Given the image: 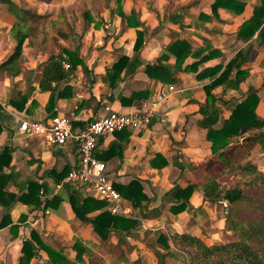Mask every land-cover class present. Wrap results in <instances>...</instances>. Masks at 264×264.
Instances as JSON below:
<instances>
[{"label":"crops","instance_id":"obj_1","mask_svg":"<svg viewBox=\"0 0 264 264\" xmlns=\"http://www.w3.org/2000/svg\"><path fill=\"white\" fill-rule=\"evenodd\" d=\"M13 1L30 22L31 17L25 10L31 0ZM240 1L246 4L242 14L220 8L215 17L212 12L215 0H121V3L101 0L95 6V16L89 8L71 29L83 38L85 45H73L69 51L84 64L77 65L62 82L52 83V90L48 91L42 89L43 70L51 56L42 62V67L38 66L39 50L31 55L30 39L34 36L24 44L23 60L21 57L14 65L1 67L12 56L18 42L12 34L16 18L9 5L0 1V155L6 149L11 150V164L4 169L5 175L10 176L6 191L20 199L29 193L30 184L35 183L40 186L41 201L34 208L18 199L9 211L0 204V222L10 215L12 223L0 230V264H20L24 242L31 239L33 232L48 248L75 264H158L156 252L172 253L166 258V264H187L186 256L177 252L171 240H168V250L158 241L169 230L200 237L207 245L231 242L233 233L226 229L227 212L222 213V203L210 202L203 192L208 176L221 168L222 162L212 157L208 130L200 125L203 120L200 106L207 103L205 87L224 69L214 77L211 71L225 67L239 51L250 48L248 61L242 66L249 73L246 81L237 90L222 85L212 93L223 111L219 127L229 118L231 109L248 97L250 88L258 91L261 102L257 113L264 119V42L258 41V34L249 42L238 39L239 28L251 19L262 0ZM36 6L41 8L38 3ZM121 13L127 18L134 13L140 27H129ZM201 14L211 19H203ZM54 20L46 27H60L65 20V23L70 21L58 17ZM138 31H143L145 38L134 59ZM59 35L65 39L70 37L66 32ZM178 40L190 43L195 53L181 70H176V57L168 51ZM124 56L134 62L113 87L107 73ZM160 63L171 68L174 82L163 83L149 77L146 67ZM187 66L193 69L185 71ZM133 95L138 96L133 104L123 103L122 99L128 100ZM53 96L55 103L49 109ZM23 98L27 99L25 104ZM143 105H154L147 128L123 130L103 138L96 150V157L106 164L114 186L138 182L147 197L143 208H134L123 197L131 210L127 218L139 224L130 232L113 230L103 240L91 223L77 216L72 206L73 193L80 205L88 196L67 183L68 173L79 163L76 145L62 149L50 147L41 137L20 131L19 121L51 122L57 117H67L74 127L84 128L109 111L124 113ZM247 132H242V142L249 138L250 135H245ZM191 185L196 189L189 205L180 210L183 200L169 193L175 186L186 189ZM105 210L95 211L88 217ZM224 237L228 241L224 242ZM78 240L87 249L83 263L76 261L78 252L74 246ZM30 264L53 263L49 254L39 248Z\"/></svg>","mask_w":264,"mask_h":264},{"label":"trees","instance_id":"obj_2","mask_svg":"<svg viewBox=\"0 0 264 264\" xmlns=\"http://www.w3.org/2000/svg\"><path fill=\"white\" fill-rule=\"evenodd\" d=\"M0 1L9 5L11 13L16 18L12 34L18 42L12 56L1 65L4 68L14 65L22 57L24 44L29 37L34 36L35 28L23 16V9L16 7L13 0ZM119 3H121V0H119ZM245 6L246 4L240 0H215L212 5V12L215 17H218V10L224 8L240 15L245 10ZM121 16L123 20L128 21L129 27H140V23L135 21L136 15L134 13L128 18L123 13H121ZM200 17L211 19L205 14H201ZM137 33L138 38L134 48V59L138 57L145 38L143 31H138ZM256 34H258V41L264 42V0H262L261 5L255 7L254 15L251 19L239 28L238 39L249 42ZM168 51L176 57V70H181L186 60L192 54L195 55L192 45L184 40H178L169 46ZM249 54L250 48L243 49L225 67H217L211 71V75L214 77L224 69L210 85L205 87L207 103L200 106V112L203 115L200 125L208 130V140L212 143V157L222 162V167L213 170L205 181L203 185L204 196L212 203H229L226 211V229L233 233L235 239L225 244L207 245L200 237L180 234L174 230H169L168 235H161L158 240L160 244L168 250L170 249L168 240H171L177 252L186 256L187 264H264V170H261L258 164L251 159L253 149L256 147L264 148V119L257 113L261 99L258 91L250 88L251 93L248 97L231 109V115L225 120L223 126L219 127L223 111L217 105L218 99L212 93L213 90L222 85H225L227 89H239L240 85L249 77V73L242 69L243 64L248 61ZM134 59L124 56L108 71L107 79L111 86H116L121 79V74L126 68L131 66ZM67 63L71 66L69 70L64 67ZM80 63L84 64L76 54L71 53L69 50H63L61 54L51 56L43 70L42 89L45 91L52 90V83L58 84L67 79L73 69ZM191 69L193 67L187 66L184 70L190 71ZM146 72L150 78L163 83L175 81L171 68L162 63L159 65H148ZM137 97L133 95L128 100H122L123 103L131 105ZM26 101L27 99L23 98V104ZM54 103L55 98L53 96L48 108L51 109ZM23 106L20 108H23ZM1 130L0 126V133ZM248 130H253L254 134L250 135L245 142H242V132ZM0 162V172L2 173L0 175V204L9 211L19 199L16 194L6 191L10 176L5 175L4 169L11 164L10 149H6L0 155ZM240 177L242 179L241 183L228 188L225 187L226 182L222 181L223 178H226L224 180H230ZM115 188L122 197L132 202L134 208L144 207L143 202L147 201V197L143 193V187L140 183L133 182L129 186L115 185ZM195 189L196 186L194 185L188 186L186 189L175 186L169 194L175 196L178 200H183L180 210H184L189 205V199ZM247 189L261 191L262 197L254 194L248 195ZM39 190L40 186L31 183L29 193L20 197L19 200L25 204L33 205L34 208H38L41 205L38 196ZM71 202L77 216L81 220L91 223L95 232L103 240H106L113 230L130 232L139 224L135 219L114 216L107 210L93 218L88 217L89 214L106 208L105 201L90 196L85 197L83 204L80 205L76 193H73ZM245 203H250L253 211L259 214L256 219H251L241 211ZM21 221H24V217L21 218ZM246 223L248 225H245ZM10 224H12L10 215H7L0 222V230ZM16 227L17 225L12 226V229ZM74 247L78 252L76 261L83 263V256L87 249L79 240ZM39 248L49 254L53 264L76 263L62 253L48 248L39 235L33 232L31 239L24 242L23 257L20 264H30L31 260L37 256ZM169 255H172V253L156 252L158 264H166L165 260Z\"/></svg>","mask_w":264,"mask_h":264},{"label":"built area","instance_id":"obj_3","mask_svg":"<svg viewBox=\"0 0 264 264\" xmlns=\"http://www.w3.org/2000/svg\"><path fill=\"white\" fill-rule=\"evenodd\" d=\"M65 67L69 69L71 66L67 63ZM153 106L143 105L124 113L109 111L84 128L74 127L67 117H57L51 122L19 121L20 131L41 137L50 147L62 149L75 144L79 163L69 172L67 183L77 190H83L90 197L105 201L106 210L112 215L127 218L131 215V210L110 180L106 164L96 157V150L103 138L123 130L147 128L153 117Z\"/></svg>","mask_w":264,"mask_h":264},{"label":"rangeland","instance_id":"obj_4","mask_svg":"<svg viewBox=\"0 0 264 264\" xmlns=\"http://www.w3.org/2000/svg\"><path fill=\"white\" fill-rule=\"evenodd\" d=\"M104 1V0H103ZM33 2V3H30ZM28 4H26V10L27 14L30 15L31 21L30 25L35 28V34L34 37L30 40V47L32 48L31 55H34L33 51L39 50L37 53L36 58L38 57V66L42 67L44 63L43 61L48 59L50 56L62 52L63 50H72L73 45L81 46L85 45V41L83 43V38L80 36H76L73 32H71L73 26H75V23H79L80 19L85 17L86 10L90 8L91 15H96V8L95 6L98 5L101 0H31ZM41 5L39 8L36 6V3ZM35 3V4H34ZM94 3H97L94 5ZM53 5L50 6L49 5ZM16 7H19L18 3H15ZM31 9V10H28ZM58 17L59 19L67 18L70 19V21H67L65 23L62 22V25L60 27H56L53 25L51 29L49 27H46V25L56 22L54 19ZM41 32L43 35L41 36ZM66 32L67 35L70 34V37L68 39H65L64 37H61L59 33ZM48 33V34H46ZM59 35V36H58ZM47 36V39H46ZM58 36V37H57ZM38 38V39H37ZM40 39V40H39ZM87 41V40H86ZM87 44V42H86ZM83 45V46H84ZM23 60V56H22ZM253 130H248V132L245 135H253ZM251 156L254 157L251 158L255 163L258 165H261L264 169V148H257L253 149V152L251 153ZM226 178H223L222 181L225 183V187H232L238 183L242 182L241 177L240 178H234V179H228L224 180ZM248 195H257L259 197H262L261 191H257L256 189H247ZM226 205H225V204ZM222 203V213L224 214V211H227L229 207V203L224 202ZM241 211L248 215L251 219H256L258 217V213L253 211V207L250 203L243 204ZM224 216V215H223ZM226 217V215H225ZM245 225H248L247 223ZM232 239V240H231ZM235 239V236L233 235L232 238L230 236L229 241H233ZM224 242L228 241V238L223 239Z\"/></svg>","mask_w":264,"mask_h":264},{"label":"water","instance_id":"obj_5","mask_svg":"<svg viewBox=\"0 0 264 264\" xmlns=\"http://www.w3.org/2000/svg\"><path fill=\"white\" fill-rule=\"evenodd\" d=\"M154 121V120H153Z\"/></svg>","mask_w":264,"mask_h":264}]
</instances>
